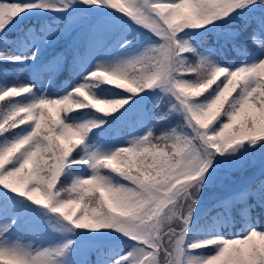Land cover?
I'll return each mask as SVG.
<instances>
[{
  "label": "snow or ice",
  "instance_id": "1",
  "mask_svg": "<svg viewBox=\"0 0 264 264\" xmlns=\"http://www.w3.org/2000/svg\"><path fill=\"white\" fill-rule=\"evenodd\" d=\"M107 9L149 34L137 55L101 60ZM210 31L245 59L218 63ZM157 90L166 113L138 103ZM0 102V264H264V0H0Z\"/></svg>",
  "mask_w": 264,
  "mask_h": 264
},
{
  "label": "rangeland",
  "instance_id": "2",
  "mask_svg": "<svg viewBox=\"0 0 264 264\" xmlns=\"http://www.w3.org/2000/svg\"><path fill=\"white\" fill-rule=\"evenodd\" d=\"M50 2H56V0H50ZM47 14H59V13L41 12L40 15L38 16L39 17L45 16ZM90 14L94 18L101 19L105 24L109 25L112 29L108 37V41L106 45V47L111 48V51H109L106 56L101 57V60L113 59L117 55L121 56L122 58L131 57V56L137 55L147 45L146 36L149 34L146 33L140 27H138L136 24H134L128 17L120 13L114 12L110 9H107L104 11L91 10ZM126 40L130 42L127 44H124L123 48H119L118 44L115 47H112V45L115 44L117 41H119L120 43H123ZM207 47H213V45H209ZM48 56L50 55H46V53H44L45 58H47ZM20 79L21 81H23L24 79L23 73L20 74ZM45 83H47V80H45ZM48 88H49V91L53 93L60 91V89H52L50 87V84L48 85ZM140 95L142 97L144 96L143 93H141ZM157 100H159L160 107L168 105L167 98L164 96L162 92H159V90H157V95H150L144 99H141L138 103L143 105V107L151 113V112H154V110L156 109ZM168 109H169V105H168ZM243 178L244 176H242L240 173H234L232 175L233 182H238L240 179H243ZM228 186H234V184L229 183ZM217 190H218L217 185H213L207 190L205 194V200L203 202L204 207H208L210 205L211 197L214 196ZM81 231H84V230H81ZM64 234L65 233H62V232L39 233L35 236H27L26 240L31 239L33 243V247H37V246L45 247V246H50L51 244H53L56 239H59V237ZM67 235H71V234L69 233ZM81 239L84 242H87L89 237L83 236L81 237Z\"/></svg>",
  "mask_w": 264,
  "mask_h": 264
},
{
  "label": "trees",
  "instance_id": "3",
  "mask_svg": "<svg viewBox=\"0 0 264 264\" xmlns=\"http://www.w3.org/2000/svg\"><path fill=\"white\" fill-rule=\"evenodd\" d=\"M255 15L257 16V18H259L260 13L257 12L255 13ZM32 20L36 21V22H59V20L61 19L60 14H47L45 16H35L31 18ZM242 17H236L234 19V21L229 24L226 25V27H231V28H240ZM246 36L247 33L242 32L241 36L239 38V43H243L246 40ZM223 44V41H220L219 43L217 42V37L215 32H208L207 34V39H206V43L205 46L207 47L208 45H214L215 48L219 49L218 54L216 55L215 59L218 61V63H220L221 65L227 66L229 63L232 64H240L245 57L242 55V53L237 49L234 48L231 45L228 46H224L221 47V45ZM66 46V42L65 41H61L59 42L54 48H51L49 50H47L45 53L46 55H51L53 54L55 51H59L60 49L64 48ZM69 77H70V73L65 70L62 71L61 73H59L55 79L53 80V82L50 84V87L52 89H61L65 83H67L69 81ZM110 86L106 85V84H102L100 86V89H97V92H100L101 89L107 91L109 89ZM112 91H120L118 89H112ZM3 103V102H0ZM168 105L165 106H161L160 107V111L161 113H166L168 112ZM179 120V117L177 114L173 113L172 115H170L168 117L167 120L165 121H160L158 127L159 128H163V127H172L174 126ZM79 175V171H74L73 173L69 174L67 179H66V183L70 184L72 179L76 176ZM243 217H241L237 224H234L233 226H229L227 231L229 232V234H233V233H237L241 230V228L243 227ZM259 224L261 227H264V216L259 218ZM203 252H205V254H207V250H201ZM94 260V257H93Z\"/></svg>",
  "mask_w": 264,
  "mask_h": 264
}]
</instances>
